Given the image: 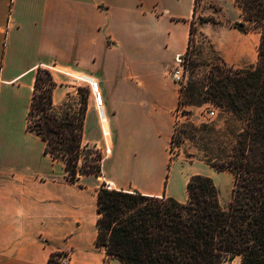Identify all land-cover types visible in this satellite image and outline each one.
Returning a JSON list of instances; mask_svg holds the SVG:
<instances>
[{"label":"crops","instance_id":"crops-1","mask_svg":"<svg viewBox=\"0 0 264 264\" xmlns=\"http://www.w3.org/2000/svg\"><path fill=\"white\" fill-rule=\"evenodd\" d=\"M195 10L196 0H0V264H53L59 253L70 260L58 264H124L96 243L99 188L129 190L106 177L108 156L148 195L186 202L192 176L214 180L212 168L188 177L171 158L181 89L169 72L189 49ZM258 33L233 32L226 59L249 64ZM39 68L53 71L55 106L80 76L97 82L103 117L84 81V139L108 153L97 180L71 182L28 129Z\"/></svg>","mask_w":264,"mask_h":264},{"label":"trees","instance_id":"trees-1","mask_svg":"<svg viewBox=\"0 0 264 264\" xmlns=\"http://www.w3.org/2000/svg\"><path fill=\"white\" fill-rule=\"evenodd\" d=\"M236 5L251 29L261 33L257 64L240 69L216 64L206 89L208 99L243 123L232 154L221 165L212 164L235 175L231 202L222 207L213 179L204 175L191 177L186 202L103 184L96 243L124 264H220L238 256L242 264H264V0H236ZM42 71L28 129L46 141V153L64 161L71 182L101 176L102 152L84 142L88 96L82 94L79 112L70 105V94L55 106L57 84L48 72L43 78ZM56 255L53 264L59 263Z\"/></svg>","mask_w":264,"mask_h":264},{"label":"rangeland","instance_id":"rangeland-1","mask_svg":"<svg viewBox=\"0 0 264 264\" xmlns=\"http://www.w3.org/2000/svg\"><path fill=\"white\" fill-rule=\"evenodd\" d=\"M240 22L245 24L244 30L237 28V24ZM251 28L250 23L244 18L242 10L236 5V0H196L190 47L185 54V84L180 91V102L171 144L172 162L180 161L187 169L186 176L189 177L191 173L201 171L203 167H210L214 170L213 181L218 188L220 203L224 208H228L231 202L235 177L230 171H220L212 164L221 165L222 160L232 154L236 143V134L243 128V123L223 107L208 99L206 89L211 76L215 75L213 68L216 64L234 69L252 67L257 64L259 38L256 39L253 47V56L255 57L249 64L244 65L226 59L228 52L234 53L233 49L227 46V42L234 39L233 32H259ZM42 69L40 75L43 78L48 77L47 72L50 74L53 72L49 68ZM74 82L76 89L70 93L72 95L70 105L74 111L79 112L82 107V94L89 98L87 92L89 87L82 80ZM79 88L85 89L80 93ZM213 111L214 114H212ZM87 113L88 106L86 117ZM89 144L95 148L93 152L94 150L102 152V167L104 160H109H105L107 168L105 175L115 182V187L119 188L125 184L129 190H137L141 186L139 179L130 176L120 177V172L116 171V163L112 157L108 156L106 146ZM106 156L108 158L104 159ZM91 157L94 158L93 155ZM85 163L86 161L83 159L80 163L81 167H84ZM88 175H91L95 180L99 177L95 174Z\"/></svg>","mask_w":264,"mask_h":264},{"label":"built area","instance_id":"built-area-1","mask_svg":"<svg viewBox=\"0 0 264 264\" xmlns=\"http://www.w3.org/2000/svg\"><path fill=\"white\" fill-rule=\"evenodd\" d=\"M169 73H170L171 77L174 79V81L176 82V84L179 86V88L182 89L184 84H185V76H184V73H185V55H178L176 57L175 64L171 68ZM79 79L82 81H86L89 84L91 92L93 93L94 98L99 105V109H100L99 112L101 113V115L103 117L104 114H103V110L101 107V99H100V93L98 91L97 82H95L92 78H89L88 76H85V75L80 76ZM179 111L181 112V109H179ZM212 114H214V111L212 112ZM107 187L111 188V184H108ZM55 258L57 259V261L59 263H67L70 260L69 254H67V253H60V254L56 255Z\"/></svg>","mask_w":264,"mask_h":264},{"label":"water","instance_id":"water-1","mask_svg":"<svg viewBox=\"0 0 264 264\" xmlns=\"http://www.w3.org/2000/svg\"><path fill=\"white\" fill-rule=\"evenodd\" d=\"M237 28H238L239 30H244V29H245V24L242 23V22H240V23L237 24Z\"/></svg>","mask_w":264,"mask_h":264}]
</instances>
